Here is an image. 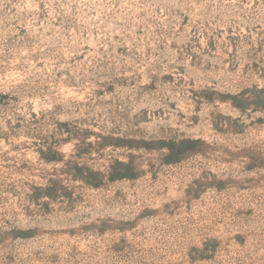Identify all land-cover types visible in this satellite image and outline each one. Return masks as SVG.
<instances>
[{
  "label": "rangeland",
  "instance_id": "1",
  "mask_svg": "<svg viewBox=\"0 0 264 264\" xmlns=\"http://www.w3.org/2000/svg\"><path fill=\"white\" fill-rule=\"evenodd\" d=\"M0 264H264V0H0Z\"/></svg>",
  "mask_w": 264,
  "mask_h": 264
}]
</instances>
